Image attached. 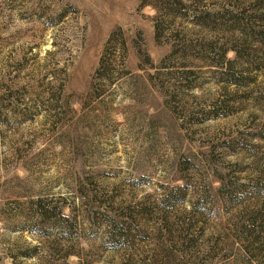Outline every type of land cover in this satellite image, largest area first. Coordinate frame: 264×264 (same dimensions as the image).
Masks as SVG:
<instances>
[{
  "label": "rangeland",
  "instance_id": "1",
  "mask_svg": "<svg viewBox=\"0 0 264 264\" xmlns=\"http://www.w3.org/2000/svg\"><path fill=\"white\" fill-rule=\"evenodd\" d=\"M0 264H264V0H0Z\"/></svg>",
  "mask_w": 264,
  "mask_h": 264
}]
</instances>
